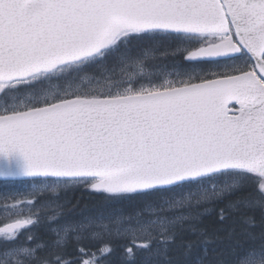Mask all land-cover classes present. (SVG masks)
Returning a JSON list of instances; mask_svg holds the SVG:
<instances>
[{"label": "snow or ice", "instance_id": "1", "mask_svg": "<svg viewBox=\"0 0 264 264\" xmlns=\"http://www.w3.org/2000/svg\"><path fill=\"white\" fill-rule=\"evenodd\" d=\"M0 180V264H264V0H0Z\"/></svg>", "mask_w": 264, "mask_h": 264}, {"label": "trees", "instance_id": "2", "mask_svg": "<svg viewBox=\"0 0 264 264\" xmlns=\"http://www.w3.org/2000/svg\"><path fill=\"white\" fill-rule=\"evenodd\" d=\"M60 203L64 205L65 214L74 217L95 215L108 208V202L103 196L94 191L73 186L60 193ZM118 207L127 210V206L121 205ZM205 223L212 229L221 228L223 232H227L230 228L234 227L231 222H227L223 226L213 223L212 220ZM233 259L234 252L229 250L226 243L214 245L212 253L209 256V260L213 261L214 264H227L228 261Z\"/></svg>", "mask_w": 264, "mask_h": 264}, {"label": "rangeland", "instance_id": "3", "mask_svg": "<svg viewBox=\"0 0 264 264\" xmlns=\"http://www.w3.org/2000/svg\"><path fill=\"white\" fill-rule=\"evenodd\" d=\"M27 184L25 182L19 183H0V200L5 196H13L20 192L25 191ZM3 213H0V218H2Z\"/></svg>", "mask_w": 264, "mask_h": 264}, {"label": "water", "instance_id": "4", "mask_svg": "<svg viewBox=\"0 0 264 264\" xmlns=\"http://www.w3.org/2000/svg\"><path fill=\"white\" fill-rule=\"evenodd\" d=\"M0 181H3V182H20L19 180H0Z\"/></svg>", "mask_w": 264, "mask_h": 264}]
</instances>
